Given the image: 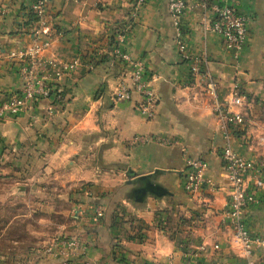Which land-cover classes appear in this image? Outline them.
Returning a JSON list of instances; mask_svg holds the SVG:
<instances>
[{"label":"crops","instance_id":"0c3cea01","mask_svg":"<svg viewBox=\"0 0 264 264\" xmlns=\"http://www.w3.org/2000/svg\"><path fill=\"white\" fill-rule=\"evenodd\" d=\"M199 1L187 0L176 23L167 0H146L131 20L133 0H49L51 24L61 34L44 56L76 65L59 82L61 100L51 114L48 102L39 100L0 118V173L8 179L5 186L24 193L53 185L68 190L70 212L50 234L78 235L88 245L78 256H47L26 264H181L188 249H198V264H245L225 218L228 190L220 152L226 138L203 86L192 80L177 28L190 58L197 57L216 81L219 100L243 117L229 141L253 165L245 186L257 202L243 216L250 232L264 240V0H227L251 18L238 59L205 28L213 11ZM26 4L0 0V100L21 84L8 53L28 41L20 29ZM130 21L124 48L143 59L147 77L153 78L157 105L151 119L139 110L136 92L130 100H113L118 83L130 82L120 63L100 60L109 51L113 29ZM98 52L89 69L87 61ZM235 87L240 95L231 93ZM137 134L152 139L134 143ZM182 146L207 161L206 177L214 190L183 189ZM140 188L145 189L141 201L136 199ZM251 259L264 264V243L254 247Z\"/></svg>","mask_w":264,"mask_h":264},{"label":"built area","instance_id":"2783aa9c","mask_svg":"<svg viewBox=\"0 0 264 264\" xmlns=\"http://www.w3.org/2000/svg\"><path fill=\"white\" fill-rule=\"evenodd\" d=\"M146 0H133L129 12L130 20L135 18L140 7ZM49 0H27L26 10L21 20L20 29L28 35V41L23 47L11 50L8 56L17 65V71L21 79V84L17 90L9 92L4 99L0 100V118L14 116L25 111L34 101H47V113L51 114L55 109V104L61 100V93L58 88L59 82L68 75L75 67V61L58 62L53 58L44 56L52 40L60 37L61 34L51 24L48 14ZM199 5L203 9L210 8L213 11V19L205 28L214 32L222 38V42L227 51L232 53L233 58L238 59L242 52L246 40L250 23V16L239 12L227 0H220L218 3H210L209 0H200ZM187 0H167V8L174 21L187 9ZM32 13L35 21L25 25L27 14ZM130 23L122 27H115L112 31L115 44L106 54L111 57V61L118 62L125 69L130 85H126L123 79L118 83L113 100H130L133 93L140 97L138 108L147 119H151L155 114L157 98L155 88L152 83L153 78H148L143 59L133 58L124 48L127 32ZM177 43L182 52V57L189 61V69L194 83L202 85L206 96L211 100L213 110L216 115L218 126L223 132L226 142L221 148L220 157L222 169L227 180V207L225 218L229 221L234 237L238 243L245 264H253L251 256L255 246L263 244L264 240L250 232L244 220V211L250 204H255L257 198L255 194L247 190L245 178L247 173L253 168L252 163L235 150L230 141V134L241 127L243 117L240 112L231 110L230 103L220 101L217 93V85L210 73L200 66L197 57H191L185 50V45L180 39V31L177 28ZM104 51L101 52V55ZM100 53H96L93 58L87 61L89 69L94 68L96 60H99ZM238 94L237 87L232 92ZM242 96V95H241ZM239 97V96H237ZM152 136L137 134L133 136L132 142L146 143ZM264 143V137H261ZM185 159L186 169L183 178V189L188 193H194L204 186L214 190V183L206 177L208 163L201 157L188 154L185 147H181ZM264 168V159L261 163ZM99 210L97 211L98 215ZM97 215L94 221L98 220ZM99 216V215H98ZM88 242L78 235H58L51 238L42 247L46 255L69 257L81 255ZM198 249H188L181 254V264H198L196 258L199 256Z\"/></svg>","mask_w":264,"mask_h":264},{"label":"rangeland","instance_id":"374dc122","mask_svg":"<svg viewBox=\"0 0 264 264\" xmlns=\"http://www.w3.org/2000/svg\"><path fill=\"white\" fill-rule=\"evenodd\" d=\"M6 180L0 173V264H26L51 256L44 254L42 247L54 236L51 231L65 224L70 193L57 185L51 190L32 187L24 193V189L5 186ZM1 197L10 201L4 203ZM52 200L51 208L43 205ZM51 209L54 211L49 212Z\"/></svg>","mask_w":264,"mask_h":264},{"label":"trees","instance_id":"16d2710c","mask_svg":"<svg viewBox=\"0 0 264 264\" xmlns=\"http://www.w3.org/2000/svg\"><path fill=\"white\" fill-rule=\"evenodd\" d=\"M27 14V21L24 23L25 25H28V24H30V23H32V22H34L35 21V16L32 14V13H26ZM112 38V41H111V44H110V48L109 49H111L112 48V46L115 44V40H114V37H111ZM110 60L111 59V57L108 55V54H106V55H103L101 58H100V60H102V61H106V60Z\"/></svg>","mask_w":264,"mask_h":264},{"label":"water","instance_id":"95a60500","mask_svg":"<svg viewBox=\"0 0 264 264\" xmlns=\"http://www.w3.org/2000/svg\"><path fill=\"white\" fill-rule=\"evenodd\" d=\"M151 188H152L154 191L158 192V193L161 192V189H160L159 187H157V186L152 185ZM144 190H145L144 188H140V189H137V190H136V194H137V195H136V199H137V200L141 201V200L143 199V196H144V194H145V191H144Z\"/></svg>","mask_w":264,"mask_h":264}]
</instances>
